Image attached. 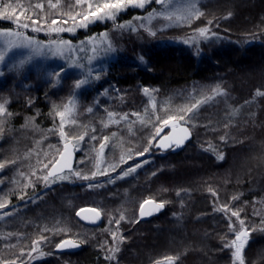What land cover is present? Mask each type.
I'll return each instance as SVG.
<instances>
[{
    "label": "trees",
    "instance_id": "1",
    "mask_svg": "<svg viewBox=\"0 0 264 264\" xmlns=\"http://www.w3.org/2000/svg\"><path fill=\"white\" fill-rule=\"evenodd\" d=\"M35 2L0 0V10L8 3ZM102 2L86 0L74 11H87L88 3ZM179 2L181 8L188 0ZM196 3L203 15L190 24L160 16L145 19L153 10L165 11L150 0L143 8L120 11L115 20H96L76 27L72 35L65 31L60 40L73 43L101 34L116 40L111 60L79 89L75 82L84 75L77 69L65 68L57 82L51 75L60 69L55 62L35 59L14 67L21 58L15 61L12 54L0 63V103L10 114L0 117L4 120L0 162L16 160L0 170V202L7 201L0 212L10 213L0 219V259L19 257L17 264H165V258L172 256L178 257L174 264H234L233 249L224 245L235 238L230 221L239 229V220L231 216V211L239 210L245 226L257 229L247 239L245 264H264V231L259 230L264 221V96L256 95L257 90L264 91V0ZM69 4L75 5V0H62L61 10L66 12ZM53 18L59 21L61 16H52L47 23ZM129 21L135 31L118 27ZM67 25L72 27L73 21ZM203 27L210 29L207 39L197 31ZM0 30L20 31L43 43L57 37L46 29L18 28L9 19H0ZM4 43L0 37V49ZM217 86L223 95L213 93ZM206 96L213 98L201 103L188 123L181 122L192 135L181 151L162 153L154 148L157 140L148 144L155 127L163 126L156 120L166 116L161 109L172 114ZM65 105L71 112L64 121L67 138H61L56 111ZM109 112L116 114V123L107 121ZM133 113L145 121L151 117V123H141ZM125 115L127 119L121 120ZM85 133L84 140L72 141L79 147L72 169L86 175L97 172L94 178L72 175L45 186L31 175L32 170L37 176L46 174L39 162L56 160L66 140ZM104 136L110 145L103 150L101 166L95 167ZM145 147L149 151L137 156ZM221 153L223 159L218 158ZM137 164L141 167L123 176ZM114 165H118L115 171L110 167ZM105 170L106 175L99 174ZM29 180L35 181L34 186H25ZM145 200L163 202L165 210L140 222L137 211ZM224 205L231 211L217 210ZM85 207L100 212L99 226L88 227L76 219L75 213ZM121 214L125 219L117 224ZM57 225L69 231L42 233ZM112 232L117 233L119 251L108 260ZM41 233L47 241L28 256ZM62 240L84 242L77 252L58 254L54 248Z\"/></svg>",
    "mask_w": 264,
    "mask_h": 264
},
{
    "label": "snow or ice",
    "instance_id": "2",
    "mask_svg": "<svg viewBox=\"0 0 264 264\" xmlns=\"http://www.w3.org/2000/svg\"><path fill=\"white\" fill-rule=\"evenodd\" d=\"M86 2V0H75V5L69 4L68 5V11L64 12L62 11V0H37L35 3H29L27 6L22 5L20 3H17L16 5H13L11 3L4 4L3 9L0 10V19H9L13 20L18 28H24L27 29L31 27L32 31L39 32L42 30H47L50 33H59L63 31H70L74 32L76 30V27H87L89 23H93L96 20H104V19H112L115 20L116 15L123 11L124 9L128 7H139L143 8L146 3L149 2V0H103L102 3L93 4L88 3L87 11H79L75 12L74 9L76 7H81ZM172 0H155V3L160 4L164 7L165 11H156L153 10V12L149 13L148 17L145 19H152L155 16H160L166 21L172 22V23H191L192 20L198 19L200 16L203 15V13L199 10L197 7L196 0H188V2L182 6L179 9H175L173 11H167L168 6L171 4ZM17 9H20L19 14H17ZM36 10H39V12H36ZM42 13V14H41ZM55 15H60L61 19L58 21L57 19H51V23L48 24L47 20ZM231 15V13H229ZM35 16L36 18H33ZM67 17V19H64L63 17ZM71 19L73 21V26L69 28H65L60 25H64L68 23V20ZM136 19H140V17H137ZM24 21H30L24 22ZM209 24H212L213 21L209 20ZM143 27V25H141ZM120 28H126L131 27V30L135 31V27L132 26V22L129 21L127 24L118 25ZM199 35L201 37H204L205 39L208 38L207 34L209 33L210 29L207 27H203L197 30ZM151 35H155L154 32H150ZM102 36L106 34H101ZM213 35H215L213 33ZM0 37H3L5 39L4 47L0 49V63L5 62V58L7 54L12 51L15 48H27L31 49L33 53H39L42 49H44L46 46L43 44V42L37 41L34 38L30 36L24 35L23 32L20 31H11V30H0ZM95 38H89V42H94ZM185 43H189L190 40H185ZM84 43V42H82ZM49 51L52 52L54 56L59 55L63 56L64 51H72V45L70 41L66 40H50L48 45ZM95 50V49H93ZM108 50H112L111 46H109ZM29 57L28 59H30ZM27 62L26 59H21L19 61L18 65H15L14 67H22ZM75 67H81L79 64H75ZM64 72V68L60 67L59 71H55L52 73V78L59 82V79L61 77V74ZM99 79V77H96ZM89 83V77L85 76L84 79H79L75 82V88L79 89L82 86ZM145 94H149L150 90L145 88L143 90ZM215 95H223V91L217 86L215 89L212 90ZM257 96H264V91L257 90L256 92ZM212 96H206L202 100H197L195 103H192L190 106H182L174 111H172V114H167V110L161 109V111L166 112V116H157L156 120L159 122V124L163 126H173L175 128L177 125H180L181 122L184 124L188 123V121L191 120V113L194 112L195 109L198 108V106L201 103H205L208 100L212 99ZM6 103V102H5ZM155 107V105H153ZM91 111V109H89ZM71 109L69 105H65L63 110H57L56 115L60 117L61 123H60V129H59V135L61 138H67V133L64 131V121L66 118L70 116ZM6 115H10L6 113L5 111V104L0 103V117H4ZM115 113L109 112L108 117L110 120L115 116ZM133 115L137 116V118L140 120L141 123H151V117H148L147 121H145L144 117H142L139 113H133ZM121 120H126L127 115L120 117ZM74 123V121H72ZM115 122V121H113ZM4 120L0 119V134L4 131ZM107 126V125H105ZM155 127V125H153ZM93 131H95L93 129ZM162 131L161 127H155V133L149 138L148 144L151 146L153 145V142L157 140V137H160V133ZM180 132L183 133L180 136L172 137V136H163L160 137L159 142L156 146H158L161 149L169 148V147H180L186 139H188L190 132L189 129L186 127L181 126ZM79 135L77 137H72L71 140H66L64 144L63 150L59 151V160H49L48 163H43L40 161L39 163L42 164V168L40 169L41 172L46 171V174L37 176L36 170H32L31 175L37 177V180H42L45 183V186H48L49 184L55 182L56 180H64L69 179L70 176L74 175L80 179L89 180L94 178L98 173L92 172L91 175L82 174L79 171H74L71 167V164L66 159V156L70 155L69 150V144L72 143V141H76L77 143L79 141L84 140V135ZM113 136H115V133H113ZM91 139L95 140L97 139L96 136H92ZM222 141L226 139V137L220 138ZM110 138L108 136H104L102 142L99 145V151L97 152V156L99 157L103 150L108 147V142ZM76 145L72 144V150H75ZM149 151V147H145L143 152H138L137 156H143L145 153ZM47 156V154H45ZM131 155H129V159H131ZM219 159H223V154L218 155ZM63 161V163H61ZM121 161L125 162L123 155L121 156ZM16 160H5L0 162V170L4 169L9 164H15ZM147 163V161H145ZM51 165V167H49ZM113 171H115V168L118 167V165L110 166ZM141 167L140 164H137L135 167L129 168L127 171L123 172V176H127L130 173L134 172L136 168ZM68 169V174H63L64 169ZM101 175H106L107 171L100 172ZM20 176H25L23 172L19 173ZM35 181L29 180V183L27 186H34ZM89 187H93V185H89ZM179 194V193H178ZM215 195V193H213ZM23 198V197H21ZM234 199H236L234 197ZM150 204L153 206V208L156 211H159L164 207L163 202L157 203L154 200H145L140 205V215H150L151 211L145 212V205ZM7 206V201L0 202V209H4ZM224 212H229L231 209L227 205L222 206L221 209ZM95 217L98 219L100 217V212L96 209L91 210ZM10 213H4L0 212V219H3L5 216L9 215ZM77 216H80L81 213L77 212ZM231 216L236 217L237 220H239V229L237 230L234 225L231 223L229 224L230 230H232L235 233V239L231 240L228 243H225V247L233 249L232 255H233V261L234 264H245L244 257H243V251L245 248V245L247 243V239L249 237L250 231H254L257 229H249L245 226V221L240 218V211H231ZM125 217L123 214L120 215L119 220L116 221L117 224H119L120 220H124ZM264 231V221H262V227L259 229ZM43 231H53L54 233H60V232H68L69 230L66 227H60L57 225L56 227L52 229H48L45 227L42 230ZM41 233L40 240H34L33 241V247L32 251L28 253V256H32V252H36L38 250V246L41 242H46L48 237L44 236ZM113 237V246L109 247V255L106 256V259L113 260L115 259V253L119 251V246L116 244L117 240V233L112 232L111 233ZM119 240L122 242L123 237H119ZM84 241H75V240H62L59 244H57V248H66V247H79L80 243H83ZM107 243V242H105ZM9 247H15V245H9ZM21 256L24 255L23 250L20 253ZM40 255H44L43 252L40 253ZM17 259L12 260H4L0 259V264H17ZM175 259H178V257H172L168 256L165 258V264H174ZM20 264H24L23 261H20ZM155 264H161V261H156Z\"/></svg>",
    "mask_w": 264,
    "mask_h": 264
},
{
    "label": "rangeland",
    "instance_id": "3",
    "mask_svg": "<svg viewBox=\"0 0 264 264\" xmlns=\"http://www.w3.org/2000/svg\"><path fill=\"white\" fill-rule=\"evenodd\" d=\"M150 1V0H149ZM180 0H173L171 2V4L168 6L167 11H173L175 9H179L180 7ZM68 11V9H66V12ZM65 28H69L67 24L62 25ZM48 34H52L48 31H46ZM65 31L63 32H59V33H55V35L57 36L55 38L56 41H60V36H62L64 34ZM68 34L72 35L71 32L66 31ZM90 38H95L94 42H89V38L85 39L84 41L81 42H71L72 45V51H64L63 56H59L56 55L54 56L52 54L51 51H49L48 43H43L46 47L44 49H42L39 52L38 56L33 57V55H26L24 53H18V52H32L31 49H27V48H20V50L18 49H13L12 51H10L5 60L9 57L12 56V54L15 56H13V58L15 59V61H17L18 59H26L28 62H30L31 60H40V61H48V62H55L58 65H60V67H63L64 69H77L78 71H80L81 73H83V79L85 78V76L88 77H92V75H94L97 71H99L100 68H102L106 61L111 60V58L114 56V52H115V48L114 46L116 45L115 42L116 40H114L115 38H108L106 40V38H102V36H97L94 35ZM105 40V41H104ZM174 40V39H173ZM5 41V39H4ZM68 41V40H66ZM84 42V43H82ZM109 46H111L112 50H108ZM95 49V50H93ZM29 57H31L30 59H28ZM75 64H79L81 65V67H75ZM70 107V106H69ZM107 121H111L113 122L114 119L112 118V120H110L109 118L107 119ZM114 123V122H113ZM116 123V121H115ZM73 144V143H72ZM108 145H110V143H108ZM79 147L78 145H76L75 147V154L78 152ZM103 154V153H102ZM100 155L99 157H97L95 164V167L98 166L100 167L101 164L103 163L102 157L103 155ZM104 158V157H103Z\"/></svg>",
    "mask_w": 264,
    "mask_h": 264
},
{
    "label": "water",
    "instance_id": "4",
    "mask_svg": "<svg viewBox=\"0 0 264 264\" xmlns=\"http://www.w3.org/2000/svg\"><path fill=\"white\" fill-rule=\"evenodd\" d=\"M157 5H160V4H157ZM181 126L186 127L184 124L177 125L175 128H173V126H171V125H169V126H162L161 127L162 128V131L160 133V137H163V136L177 137V136L182 135L183 133L180 132V127ZM166 130H167V132L164 133ZM189 132H190V130H189ZM160 137H157V142L155 143L154 148L157 149V150H159V151H161L162 153L163 152H167V151H172V153L173 152H179V151L182 150L184 144H186V143H188V142H190L192 140V135H191V132H190V135H189L188 139H186L184 141V143L180 147L173 146V147L161 149L158 146H156L157 143L160 140ZM63 148H64V146H63ZM63 148H62V150H63ZM69 150H70V155L69 156H66V159L68 160V162L71 164V167L73 168V166H74L73 164H74L76 155H75V150H72V143L69 144ZM59 159H60V156L58 154V158L56 160H59ZM61 163H63V161H61ZM50 167H51V165H50ZM66 172H68V169L67 168L64 169V173H66ZM92 209H94V208H86V207L85 208H82L81 210L77 211V212H80L81 213L80 216H77V214H76L77 212L75 213V217L79 221V223H81L82 225L88 226V227H92V228L93 227H97V226H99L101 224V222H102V216L100 215V217L97 219L95 217L94 213L91 211ZM164 210H165V206L162 209H160L159 211H156L153 208L152 205L146 204L145 205V212L151 211V214L150 215H147L146 214L144 216H141L140 215V211L141 210L139 208L138 211H137L138 220L140 222L148 221V220L153 219L156 216L162 214V212ZM80 249H81L80 248V245H79V247H75V248H73V247L57 248V246L54 248L55 252L58 253V254L74 253V252L79 251Z\"/></svg>",
    "mask_w": 264,
    "mask_h": 264
}]
</instances>
